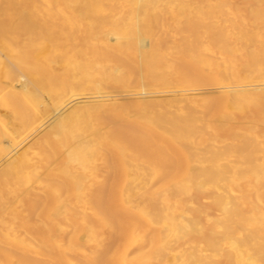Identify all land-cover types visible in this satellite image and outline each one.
Listing matches in <instances>:
<instances>
[{
  "label": "bare ground",
  "instance_id": "1",
  "mask_svg": "<svg viewBox=\"0 0 264 264\" xmlns=\"http://www.w3.org/2000/svg\"><path fill=\"white\" fill-rule=\"evenodd\" d=\"M69 202L123 264H264V0H0V264H67Z\"/></svg>",
  "mask_w": 264,
  "mask_h": 264
},
{
  "label": "rangeland",
  "instance_id": "2",
  "mask_svg": "<svg viewBox=\"0 0 264 264\" xmlns=\"http://www.w3.org/2000/svg\"><path fill=\"white\" fill-rule=\"evenodd\" d=\"M174 62L175 59H172ZM233 76L231 75V78ZM132 93H141L143 90L138 88H130ZM125 91V90H124ZM116 94L118 92H115ZM44 100L50 102L48 94L43 93ZM119 94L120 91H119ZM48 99V100H47ZM123 102L131 103L133 101L126 99ZM192 109V110H190ZM191 112L195 113L193 107ZM194 110V111H193ZM210 135H214L211 133ZM160 187L164 186V179L159 181ZM158 186V185H157ZM161 191V190H160ZM113 189L107 188L105 193H112ZM146 192V191H145ZM142 191L141 193H145ZM127 204L134 210H142L148 206V202L141 197L128 200ZM90 204L84 203L81 207L73 203H67V264H123L124 256H137L142 263H147L149 250L146 245L139 249H130L128 253L123 254L124 249L131 247V240H124L122 229L116 226V219L110 216V206L106 203L103 206L105 216L103 219L91 218L88 213ZM45 228V224L40 223ZM159 233L154 226L142 223L139 227V233L149 240L152 239L154 233ZM162 235L164 231L160 232ZM39 245L37 242H33ZM88 256V257H87Z\"/></svg>",
  "mask_w": 264,
  "mask_h": 264
}]
</instances>
